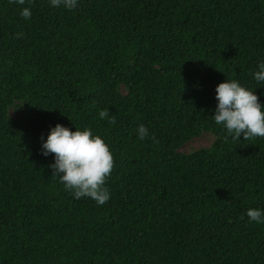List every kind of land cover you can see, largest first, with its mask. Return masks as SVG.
Returning <instances> with one entry per match:
<instances>
[{
    "label": "trees",
    "instance_id": "1",
    "mask_svg": "<svg viewBox=\"0 0 264 264\" xmlns=\"http://www.w3.org/2000/svg\"><path fill=\"white\" fill-rule=\"evenodd\" d=\"M261 62L264 0H0V264H264L246 215L264 210V138L225 142L212 119L225 80L264 105ZM57 124L110 147L104 205L52 176Z\"/></svg>",
    "mask_w": 264,
    "mask_h": 264
},
{
    "label": "clouds",
    "instance_id": "2",
    "mask_svg": "<svg viewBox=\"0 0 264 264\" xmlns=\"http://www.w3.org/2000/svg\"><path fill=\"white\" fill-rule=\"evenodd\" d=\"M10 3L25 5L26 0H9ZM33 0H27L31 4ZM51 6L67 10L77 7L78 0H50ZM20 15L28 20L31 15L30 7H23ZM23 33H17V38H23ZM253 78L264 82V62L257 66ZM217 105L212 116L215 124L226 131L224 141L229 137L238 141L242 136L244 141L264 138V105L259 97L242 86L238 81H224L215 88ZM99 118L115 125L116 118L109 114L108 109L99 112ZM138 138L144 140L149 136L148 129L141 124L136 129ZM43 156H54V163L49 167L54 177L63 184L64 188L79 199L88 197L97 205H104L110 199V193L105 187L108 178L115 168V157L110 147L90 129L70 131L57 124L51 128L47 139L42 144ZM246 215L250 223L264 224V210L249 208ZM243 219V217H241Z\"/></svg>",
    "mask_w": 264,
    "mask_h": 264
},
{
    "label": "rangeland",
    "instance_id": "3",
    "mask_svg": "<svg viewBox=\"0 0 264 264\" xmlns=\"http://www.w3.org/2000/svg\"><path fill=\"white\" fill-rule=\"evenodd\" d=\"M210 143H211V138L208 135H204L201 138L193 140L188 145H185L181 151L187 153L193 149L208 147Z\"/></svg>",
    "mask_w": 264,
    "mask_h": 264
}]
</instances>
